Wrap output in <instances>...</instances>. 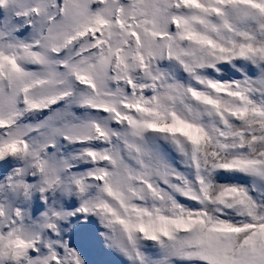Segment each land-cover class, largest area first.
Returning <instances> with one entry per match:
<instances>
[{
  "label": "snow or ice",
  "instance_id": "snow-or-ice-1",
  "mask_svg": "<svg viewBox=\"0 0 264 264\" xmlns=\"http://www.w3.org/2000/svg\"><path fill=\"white\" fill-rule=\"evenodd\" d=\"M0 264H264V0H0Z\"/></svg>",
  "mask_w": 264,
  "mask_h": 264
}]
</instances>
